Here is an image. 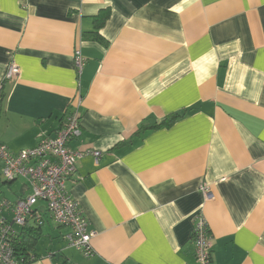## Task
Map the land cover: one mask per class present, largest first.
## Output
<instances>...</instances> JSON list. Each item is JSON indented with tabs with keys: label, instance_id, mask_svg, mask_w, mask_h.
<instances>
[{
	"label": "crops",
	"instance_id": "obj_1",
	"mask_svg": "<svg viewBox=\"0 0 264 264\" xmlns=\"http://www.w3.org/2000/svg\"><path fill=\"white\" fill-rule=\"evenodd\" d=\"M77 101L70 148L99 156L77 160L67 191L93 253L67 247L39 204L42 226H16V242L39 229L27 264H195L198 212L212 264H264V0H0V142L54 137ZM30 191L0 172V200Z\"/></svg>",
	"mask_w": 264,
	"mask_h": 264
},
{
	"label": "built area",
	"instance_id": "obj_2",
	"mask_svg": "<svg viewBox=\"0 0 264 264\" xmlns=\"http://www.w3.org/2000/svg\"><path fill=\"white\" fill-rule=\"evenodd\" d=\"M85 59L80 49L73 52V65L80 76ZM19 75V68L11 61L6 70L5 80L12 81ZM80 102L69 104L61 129L54 137L42 136L37 145L17 153L11 152L0 142V172L5 181L22 178L30 187V193L16 201L0 200V264H19L14 258L13 243L17 237V227H24L28 219L42 226L43 204L52 221L70 232L64 236L67 247L75 248L86 257L93 253L91 241L97 232L89 227L78 203L67 191V183L73 182L77 160L83 154L99 156L95 151H77L69 142L81 134ZM206 200L213 194L206 185L200 187ZM6 215H10L7 219ZM212 235L209 222L202 212L195 215L192 230L195 264H212Z\"/></svg>",
	"mask_w": 264,
	"mask_h": 264
},
{
	"label": "trees",
	"instance_id": "obj_3",
	"mask_svg": "<svg viewBox=\"0 0 264 264\" xmlns=\"http://www.w3.org/2000/svg\"><path fill=\"white\" fill-rule=\"evenodd\" d=\"M109 17V10H101V12L95 16L94 18V32L93 34H97V31L99 28L103 26L107 18ZM95 38H98L97 36ZM176 116V115H175ZM175 116L166 118L163 122H161L159 125L162 124H170L175 119ZM27 225V224H26ZM25 225V226H26ZM39 236V229L37 228H28L27 230L22 231L19 234V239L15 240L13 243V252H14V258L19 262V264H27L29 262V251L32 250L34 241H36V238ZM26 238V239H25Z\"/></svg>",
	"mask_w": 264,
	"mask_h": 264
},
{
	"label": "bare ground",
	"instance_id": "obj_4",
	"mask_svg": "<svg viewBox=\"0 0 264 264\" xmlns=\"http://www.w3.org/2000/svg\"><path fill=\"white\" fill-rule=\"evenodd\" d=\"M70 146V145H69Z\"/></svg>",
	"mask_w": 264,
	"mask_h": 264
}]
</instances>
